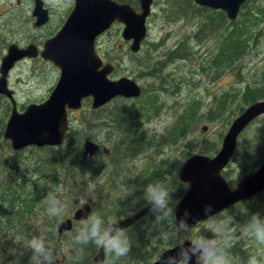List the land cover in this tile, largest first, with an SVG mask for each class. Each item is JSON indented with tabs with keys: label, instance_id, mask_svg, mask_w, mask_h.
<instances>
[{
	"label": "trees",
	"instance_id": "1",
	"mask_svg": "<svg viewBox=\"0 0 264 264\" xmlns=\"http://www.w3.org/2000/svg\"><path fill=\"white\" fill-rule=\"evenodd\" d=\"M116 1L135 6L138 5L137 0ZM183 1L185 2L187 8H194L196 10V13L198 14L196 16L202 17V23L200 22L201 24L196 30V36H199V33H202L203 35L206 34L208 36L206 32L209 30L212 32V37H215L214 49L212 53L210 55L208 54L204 59V66L202 69H210L212 80H215V78L221 76V74L223 75L226 72H231L236 63L248 53L249 48L256 43L260 36L261 30L259 27L264 23V0H262L263 3L259 5H254V3H252L253 0H248L240 4L238 14L234 21H227L224 14L218 9L216 11L210 9L208 10L207 7L195 6V4L192 3V0ZM249 5H251V8ZM184 45H186V42L181 41L177 48L167 52L165 55L166 62L170 63V61L174 62L176 60H182L185 58V55L181 54ZM107 59L112 63H114V60H117L109 52L107 53ZM161 70V65H159L158 67L152 68L146 67L141 71V73L149 79L154 80ZM164 83H166V81H164ZM161 85L162 83L160 84V87ZM171 85L175 86L176 83L173 82ZM147 90L150 93L153 92L152 90ZM161 90L164 91L162 88ZM155 98V95L146 93V89L143 88L141 97L136 99L140 101L138 106H122L115 109L113 116L110 117L111 121L108 124V128L109 125L113 126V128L115 127V131L118 133L119 141L116 145L115 143H110V141L107 139V143L110 144L111 150L116 151L120 149L118 146L123 145L125 142L127 146L124 147V149L128 148L125 150H131V152L148 150L149 148L154 147L155 144L164 146L173 145L174 143H177V141L184 139L186 134L192 132L194 127H196L197 122L201 119L206 123H212L214 121L222 122L223 126L226 127L232 121L233 117L240 114L246 106L251 105L252 103L256 102V100H264V62L259 70H257L253 81L250 83H245L243 87H231L227 91H222L220 95H215L212 99V102L210 103V106L203 113L198 114V111L195 113V107L193 108L192 106L193 103L186 105L184 109L179 112L180 115H178L176 120L173 122L167 135H163L159 139H157V137L154 135L149 138L145 129L146 124L153 120L154 113L159 110V106L157 105L158 101L157 98L156 100ZM96 120L101 119L98 117L94 121ZM253 125L255 127H252ZM72 129L76 130H72V132L75 133V141L68 140L62 146L49 148L52 150V152L54 151L53 153H49L50 151H47L49 150L48 148H36L44 150L45 154L43 157H41V159L40 156L33 158L35 161L32 164L28 163L27 171L30 174L37 173V175L43 177L42 180H38V182L29 189H26L27 186L20 187L18 190L9 187L8 191H2L1 195L3 196L2 200L0 201L3 205L1 206L0 204V223H8L6 224L7 228H12V224L18 223V227L13 229H25L24 223L28 222L29 214L34 215L36 213V209H40L42 207H45V211L47 212L48 204L45 199L46 196L49 193H52L56 196L59 194L58 192L61 193L62 188L66 186H72V182L74 183L73 187L74 185L77 187V195H75L74 198L76 202L82 200L87 201L89 199L91 191L89 194L88 191H86L89 188V185L87 184V182L90 180L89 176L98 177L101 175V172H103L105 169V165L102 161L94 163L89 159L82 158L83 143L86 140L93 141L95 139L84 134L83 130L80 132L73 127ZM263 130L264 116L260 118L257 117V119L247 125L239 135L237 146L232 158L236 159L237 157V159L242 162L243 170L245 172L249 171L251 173L259 166V164L264 162V141L262 140V142H260L259 139ZM221 136L222 132L218 133L217 142L211 141L209 144H206L205 142H197V145L200 144L199 151L201 155L208 157H210L212 154L214 155ZM72 145L74 146L72 147ZM194 145L195 143L190 145L191 148H193ZM115 155L119 157L118 154ZM188 156H190L189 152H186L183 158L186 160ZM72 166H74L75 169L71 173ZM164 171V167H160L152 168L151 170L144 173L146 178L144 181H141L140 190L143 192L146 186L155 180L162 181L163 176L167 175L163 174ZM110 172L115 174L111 168L108 169V173ZM224 173L225 171H223L222 175H224ZM112 184L114 185L106 186L108 189H105L103 186L100 188L96 187L97 197L104 200L107 197L111 198L110 193L114 192L115 188H117L115 182H112ZM177 185L181 186V184ZM102 190L105 191L102 192ZM133 192H137L136 189L130 188L127 194H131ZM176 197L174 195L173 199L175 200ZM10 198L15 199L17 202H10L8 200ZM27 198L29 199L28 204L20 203ZM108 201H110V199ZM103 202L104 201L101 203ZM104 204L105 206H109V211H107V214L105 213L106 215L103 217L105 222H108V219L112 216L117 218L126 217L131 213V210H135L136 208L140 207H133L127 201H119L113 205H111L112 203L105 201ZM238 204L243 206V212L241 214H237L235 219L237 224L243 225L246 223L249 216L253 213H259L262 217H264V190L260 191V193L254 197H250ZM230 208L231 207L226 210L228 211ZM27 215L28 217H26ZM25 217L26 219L24 222L22 221V218ZM147 217L150 218L146 219ZM154 223L155 214L150 209V211L145 216H143L139 221L131 226L130 229H128V236L130 238H134L133 236L135 231H138L140 227L149 226L148 229L144 228L148 230V233L144 235L147 237L140 240V242H131L132 246L134 245L131 249L132 253L121 258V261L122 259L126 258L128 261L137 260L141 264H150L151 258L155 254L170 247L167 241H162L159 238L163 231L159 227L154 228ZM168 226L169 225L165 224L164 228ZM148 238L149 241H146ZM153 239L155 242L151 246L149 243ZM76 246L78 251L76 255L77 257H80L78 260H76L77 264L90 263L92 260L91 258L98 251V247L93 243L86 245H80L76 243ZM252 252L253 248L249 246L247 238H241L238 242L231 243L229 256L237 258L238 262L240 261L241 264H246L247 259Z\"/></svg>",
	"mask_w": 264,
	"mask_h": 264
},
{
	"label": "water",
	"instance_id": "2",
	"mask_svg": "<svg viewBox=\"0 0 264 264\" xmlns=\"http://www.w3.org/2000/svg\"><path fill=\"white\" fill-rule=\"evenodd\" d=\"M192 1L197 7H207L214 11L218 9L227 21H234L240 4L248 0ZM151 3L152 0H138L137 12L127 3L120 4L113 0H75L73 10L61 30L44 45L45 52L42 54L43 58L52 61L60 69V80L43 104L30 105L23 114L13 111L4 132V138L11 142L13 150L30 146L41 148L62 145L68 129L67 112L80 111L82 100L88 97L92 98V109H98L116 97L137 99L142 95L141 87L134 80L126 77L116 80L108 78L114 65L103 64L95 51V42L117 22L123 26V40L130 42V52L138 53L146 38V20ZM40 9V2L37 0L34 15ZM261 116H264V100H256L233 117L214 155L208 157L201 153L193 154L181 163L178 168L179 178L190 183L191 187L178 199L180 204L177 218L187 209L191 213L188 224L195 225L206 219L203 212L205 205L210 204L213 214L218 215L225 208L252 198L264 190V162L236 181L232 189L221 173L234 154L241 132ZM98 150V144L85 141L82 158L93 157ZM103 151L107 153L108 149L103 148ZM150 209L151 205H148L135 214L121 218V227L129 229ZM89 211L90 207L87 205L78 208L73 214V220H84L89 216ZM71 228L72 222L69 219L57 226L58 231H69ZM168 250L166 248L161 252L166 256L175 255L178 248L171 252ZM103 260L104 253L100 248L93 257V263L101 264Z\"/></svg>",
	"mask_w": 264,
	"mask_h": 264
},
{
	"label": "rangeland",
	"instance_id": "3",
	"mask_svg": "<svg viewBox=\"0 0 264 264\" xmlns=\"http://www.w3.org/2000/svg\"><path fill=\"white\" fill-rule=\"evenodd\" d=\"M153 1L154 2L149 8V18L146 21V38L141 44V48L138 53L132 54L129 50L130 45L125 43L121 39L122 27L119 25H115L113 29L99 41L98 45L102 52L111 53L112 49H114V52H117V54H114L115 56L112 55L117 59L113 61L118 65L115 72L116 78L126 77L134 80L141 88L146 89V93L156 96L159 110L154 113L153 120L150 123L146 124L145 129L148 133L149 138L154 135L155 137H157V139H159L161 136L167 135L173 122L176 120L178 115H180L179 112L184 109L186 105L193 103L192 106L193 108L195 107V113L198 111V114H201L208 109L215 95H220L222 91H227L231 87H243L245 83H250L251 81H253L256 76L257 70H259L264 62V23L259 27L261 32L258 40L249 48L248 53L236 63L235 67H233V70L231 72H226L223 75L221 74V76L216 77L215 80H212L210 69L205 70L202 69V67L204 66V59L208 54L210 55L214 49L215 37H212V32L209 30L206 32L208 36L206 34L203 35L202 33H199V36H196V30L202 23V17L196 16L198 14L196 13V10L194 8H187L183 0ZM252 3H254V5H259L263 3V1L253 0ZM251 5H249L250 8ZM181 41L186 42V45L183 46V51L181 53L185 55V58H183L182 60H176L174 62L170 61V63L166 62L165 55L167 54V52L177 48ZM159 65H161L162 70L157 74V77L154 80L149 79L141 73V71L146 67L152 68L158 67ZM164 81H166V83H164ZM171 81L172 83H176V85H171ZM161 83L162 85L160 87ZM161 88L164 91H162ZM147 89L152 90L153 92L150 93ZM29 95H33V99H35V95L33 92L29 93ZM139 103L140 101L136 99H115L105 107L107 116L104 117V120L103 117H100L101 120L96 121H92L91 117L88 118L89 109L88 105H86L84 111L71 116L72 124L73 126H75L74 129H77L80 132H82L83 130L84 134L95 139L98 142L105 143L106 147H110V144L107 143V139L110 141V143H115L117 145L119 139L118 133L115 131V127L113 128V126L110 125L109 128L103 129L101 127L97 128V126L94 129H88V127L91 125H96L98 123H106L108 125L111 121L110 117L113 116V112L115 111V109L122 106H138ZM98 116H102V114L99 113ZM94 118L97 117L95 116ZM202 127H204L205 130L202 131ZM227 127L228 125L224 127L222 122L214 121L212 123H206L201 119L197 122L196 127H194L193 131L189 134H186L184 139L177 141V143H174L170 146L155 144L154 147L148 149L150 153L146 155L147 158L155 155L157 159H162V157H164L165 155L166 159H168L171 163L170 169L166 172H163V174L167 175L163 176L162 181L170 191H174L173 196L175 195L176 197L177 195L176 199H179L185 191L182 184L181 186L177 185L180 183H178L175 179V172L180 167L181 163L185 161L183 157L186 152H189V155L200 153V144L197 145V142H205L206 144H209V142L211 141L217 142L218 133L222 132L223 135ZM252 127L255 126L253 125ZM259 139L260 142H262V140L264 141V130L262 131ZM220 141L221 139L217 144V150L219 148ZM194 143V147L191 148L190 145ZM126 146L127 144L125 142L123 145L118 146L120 147V149L118 150L128 149H124V147ZM40 149L29 147V149L26 150L25 154L23 153L25 156L22 154L18 155L17 160L21 164L24 163V160L32 164L35 161L33 160V158L40 156L41 159V157L44 156L45 151ZM47 151H50L49 153L54 152H52V150L50 149ZM4 152L5 153L3 158L5 160L11 161V159L15 158V156L11 155L6 148L4 149ZM129 153H131V150H129ZM129 153L127 155H129ZM159 154L162 155V157L158 158L157 155ZM236 166L240 168V174L238 177H236ZM224 171L225 180L231 187H233L236 179H241L242 177L250 173L249 171L245 172L243 170V164L240 160L237 159V157L236 159L232 158L231 161H229L228 165L224 168ZM106 173L108 174V171ZM120 174H122L121 171ZM97 181L99 183H96V179L92 178V183L91 185L88 184L89 188L88 190H86L88 191V194L90 193V191L92 193L96 190V185L103 184L101 175L97 178ZM110 185L114 184L111 183ZM116 186L117 188H115V191L110 193L111 198H113L114 200H117L118 198L126 199L125 193L119 188L117 184ZM105 189L108 188H106L105 186ZM73 193L77 195V187L75 185ZM60 194L61 195L57 194L56 197L64 205L62 213L60 215L61 218H64L67 216L70 207H72V204H70L68 192H65L63 188ZM58 196L63 197V199H60ZM142 197L143 196L139 198V202L137 203H134V201H136L138 198L134 200L132 206H140L139 208L148 206L149 204H147V202L144 201ZM72 202L76 205V208H79L85 205L87 201L82 200L76 202L75 199H72ZM42 208H40V210ZM107 210L109 211L108 206ZM242 212L243 206L236 203V205L232 206L230 210H225L224 212L222 211L213 219L222 221L225 220L229 215L233 216L234 219H236L237 214H241ZM43 214L45 213L41 212L42 216ZM39 215L40 213L38 212V218ZM149 218L150 217H147L146 219ZM48 219H50L49 216L42 217L39 219V221L37 220L34 223L35 231L33 235H38L40 234V231L49 228L50 225H43L45 222H47ZM211 222V220H201V222L195 225H190L193 226V228L190 231L188 238L191 239L196 235L198 231H203L204 229H206ZM148 227L149 226L140 228L138 227V231L134 232V238H130L132 240L131 242H140V240L146 238L147 236L144 235L148 233V230H146L148 229ZM80 228L81 225L78 227V229ZM205 235H207L209 238L212 237L211 233H205ZM159 238L162 241H166L164 238V232H162V235ZM21 239L22 238H13V243H15L16 241H20ZM146 241H149V238ZM154 242L155 240L153 239L149 244L152 246ZM23 244L24 243H22V245ZM131 253L132 252L130 251L129 254ZM229 259L231 261V264H241L240 261L238 262L237 258L229 256ZM119 263L141 264L137 260L128 261V259L126 258L122 259V261L120 259V261H118V264Z\"/></svg>",
	"mask_w": 264,
	"mask_h": 264
},
{
	"label": "flooded vegetation",
	"instance_id": "4",
	"mask_svg": "<svg viewBox=\"0 0 264 264\" xmlns=\"http://www.w3.org/2000/svg\"><path fill=\"white\" fill-rule=\"evenodd\" d=\"M38 1L40 2L41 9L37 15H34L37 0H0V200H2L3 196L1 195L2 191H8L9 187L18 190L20 187L27 186L26 189H29L30 187L32 188L33 185L38 182V180H42L43 178L40 177V175H37V173L30 174L27 171V161L24 160V163L21 164L17 160V156L21 154L24 155L29 147H26L22 150H13L11 142L4 138L6 125L9 121V118L13 114V111L15 110L18 114H23L30 105L43 104L46 100H48L49 96L56 88L61 76L60 69L52 61L43 58L42 54L45 52L44 45L49 40L54 38L61 30L67 17L73 10L75 0ZM116 2L120 3L118 1ZM153 2L154 1L152 0V3ZM130 6H132L137 12L139 11V4L137 6ZM115 25L122 27V33L123 26L117 22H114L107 31L102 33L96 39L95 42V51L100 56L103 64L111 63L114 65V70L108 76V78L111 80L119 79L115 76L118 65L108 61L107 52H102L98 43L113 29ZM121 39L123 40L122 36ZM124 42L130 45V42ZM111 54L114 55L117 54V52H114V49H112ZM31 92L34 93L35 99H33V95H29ZM120 98L122 97H116L104 106L98 109H92V98L88 97L82 100V108L80 111L74 113L67 112L68 129L65 132L63 144H65L68 140L75 141V133L72 132V127H75L72 124V115L81 113L84 111L85 106L88 105V118L91 117L92 121H94L96 119L94 117L96 116L97 118L103 117L104 120V117L107 116L105 107L115 99ZM99 113H101L102 116H98ZM96 126L97 128L101 127L102 129L108 128L106 123H98L96 125L89 126L88 129H94ZM86 141H91L99 145V150L96 152V154L93 157H87L86 159H89L94 163L102 161L105 165L104 171L101 172L103 184L96 185V187L100 188L103 186L105 188V186L115 182L126 196V199L118 198L116 201L108 197L104 200L97 197L96 190L93 191L90 193L89 199L85 204L90 207L89 215L98 213L101 217H105L108 211L107 206L104 204L105 201L112 203L111 205L116 204L119 201H127L130 203V205H132L134 200L143 196L144 191L142 192V190H140V184L141 181H144L146 178L144 173L151 170L152 168L160 167H164V170L167 171L171 166V163L168 159H166L165 155L164 157H162L160 154L157 155L158 158L162 157V159H157L155 155L147 158L146 155L150 153L149 150L132 151L131 153H129V150L113 151L110 147H106L105 143L103 142H98L96 140ZM73 146L74 145H72V147ZM5 148L11 155L15 156V158L11 159V161L5 160L3 158ZM43 148L55 147H41V149ZM103 148H107L108 152L105 153ZM128 153L129 155H127ZM115 154H118L119 157H117ZM109 168H111L115 174L111 172L107 174L106 172ZM74 169V166H72L71 173L74 171ZM120 171L122 174H120ZM223 171L221 173H223ZM98 177L89 176L90 180L87 182V184L91 185L92 178L97 180ZM97 183L99 182L97 181ZM73 184L74 183L72 182V186L63 188V190L69 194L70 204L73 203L72 199L75 198V193H73ZM228 186L230 189L234 187V185L231 187L229 184ZM130 188L136 189L137 192L127 194ZM104 191L105 190H102V192ZM58 193V195H61L60 192ZM58 197L63 199L61 196ZM109 199L110 201H108ZM8 200L10 202H17L12 198ZM102 201L104 202L101 203ZM20 203L28 204L29 199L27 198ZM0 204L1 206L3 205L1 201ZM143 208L131 210L129 215L135 214L141 211ZM77 209L78 208H76V205L73 204V206L70 207L66 217L61 218V216H59L48 219L43 225H50L49 228L39 232L40 235L44 236L46 242L52 247L55 257V264H74V261L76 262L77 249L75 236L78 233V227L81 225V221L73 220V214ZM45 210V207H43L41 210L37 208L34 215L29 214V217L31 218H29L27 215L26 217H28V222H25L26 217L22 218V221L25 222V229H13L18 227V223L12 224V228L6 227V224L8 223H0V264H30L32 252L26 247V245L35 231L34 223L37 220L39 221L40 218L48 216ZM225 210L226 208L223 210V212ZM38 212L40 213L39 218L37 217ZM41 212H44L45 214L42 216ZM68 219L72 222V228L69 231H58V224ZM105 225H107V222H105ZM13 238L22 239L13 243ZM22 243L24 244L22 245ZM99 249L100 248H98V251ZM103 253V261H105L107 257L104 251ZM93 257L91 258V262L88 264H94Z\"/></svg>",
	"mask_w": 264,
	"mask_h": 264
},
{
	"label": "clouds",
	"instance_id": "5",
	"mask_svg": "<svg viewBox=\"0 0 264 264\" xmlns=\"http://www.w3.org/2000/svg\"><path fill=\"white\" fill-rule=\"evenodd\" d=\"M239 174L240 168L236 166V177ZM175 179L183 185L185 191L190 189V183L180 180L179 169L175 172ZM173 193L174 191H170L160 180L149 183L144 189L142 199L151 205L155 214L153 227H159L164 232V238L170 245L168 252L178 248L175 255L166 256L164 252L155 254L151 258V264H231V242H238L241 238H247L249 246L253 248L246 264H264V217L259 213L251 214L246 223L239 225L231 215L222 221L213 219L217 213L213 214L212 206L207 204L203 209L205 220L212 222L206 229L198 231L189 239L188 235L193 228L188 224L191 213L185 209L183 215L177 218L180 200H174ZM45 199L48 204V216H60L64 207L62 202L52 193ZM137 202L139 198L134 201ZM120 221L112 216L105 225L104 218L98 213L90 214L81 221L75 242L80 245L93 243L103 249L107 259L101 264H118L121 258L128 256L132 248L128 229L121 227ZM165 224L169 227L164 228ZM205 233H211L212 237L209 238ZM176 244L179 246H172ZM27 248L32 252L30 264H55L53 249L43 235H33L28 240ZM79 258L78 256L76 260Z\"/></svg>",
	"mask_w": 264,
	"mask_h": 264
}]
</instances>
